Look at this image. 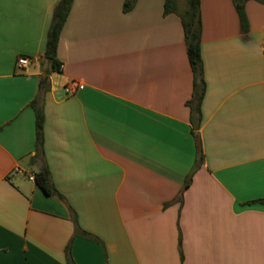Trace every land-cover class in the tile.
I'll list each match as a JSON object with an SVG mask.
<instances>
[{
    "label": "crops",
    "instance_id": "1",
    "mask_svg": "<svg viewBox=\"0 0 264 264\" xmlns=\"http://www.w3.org/2000/svg\"><path fill=\"white\" fill-rule=\"evenodd\" d=\"M59 1L0 0V264H264V4L200 0L192 114L187 6L73 0L48 75Z\"/></svg>",
    "mask_w": 264,
    "mask_h": 264
},
{
    "label": "trees",
    "instance_id": "2",
    "mask_svg": "<svg viewBox=\"0 0 264 264\" xmlns=\"http://www.w3.org/2000/svg\"><path fill=\"white\" fill-rule=\"evenodd\" d=\"M187 8L185 13L181 16V22L184 29V38L186 45L187 58L190 68L193 73V100L195 105L191 107L192 114H199V102L201 100V93L199 92L203 87V67L200 56V0H186ZM248 0H232V3L238 13L240 23L244 30L247 28V20L244 14V4ZM264 4V0H256ZM135 0H126L124 3V11L131 9ZM73 0H60L55 7L52 15V21L47 32L46 45L43 53V59L48 64L49 69L46 74L61 73L62 63L57 58V47L60 39L61 31L64 27L66 19ZM176 10L173 0H165L164 13L169 14ZM36 100L32 101L30 106L35 111V135H36V150L42 147V130H43V113L39 107L36 106ZM193 103V102H192ZM199 119V117H198ZM196 129V128H194ZM200 150L198 151L199 159L201 160ZM34 181L36 185L42 190L46 196L54 194V190L50 184V173L46 166L42 167L40 171L35 174Z\"/></svg>",
    "mask_w": 264,
    "mask_h": 264
},
{
    "label": "built area",
    "instance_id": "3",
    "mask_svg": "<svg viewBox=\"0 0 264 264\" xmlns=\"http://www.w3.org/2000/svg\"><path fill=\"white\" fill-rule=\"evenodd\" d=\"M26 64V60L24 59V58H20L19 60H18V65L20 66V67H22V66H24ZM80 88H82L81 86H75V88L73 89V90H71L72 88H69L68 89V92H74L76 89H80ZM15 173H20V170L18 169V168H14V170H13ZM28 178L31 180V181H34V178H35V174L34 173H32V172H30L29 174H28Z\"/></svg>",
    "mask_w": 264,
    "mask_h": 264
},
{
    "label": "rangeland",
    "instance_id": "4",
    "mask_svg": "<svg viewBox=\"0 0 264 264\" xmlns=\"http://www.w3.org/2000/svg\"><path fill=\"white\" fill-rule=\"evenodd\" d=\"M173 1L175 2V4H177V8H179L178 4L179 5L180 4H184L185 6H187V1L186 0H173ZM179 10L182 13L184 11V8H180Z\"/></svg>",
    "mask_w": 264,
    "mask_h": 264
},
{
    "label": "water",
    "instance_id": "5",
    "mask_svg": "<svg viewBox=\"0 0 264 264\" xmlns=\"http://www.w3.org/2000/svg\"><path fill=\"white\" fill-rule=\"evenodd\" d=\"M46 79V76H42V80H45Z\"/></svg>",
    "mask_w": 264,
    "mask_h": 264
}]
</instances>
